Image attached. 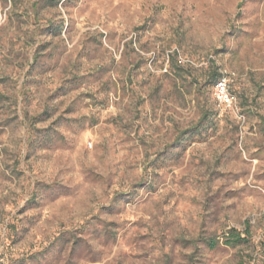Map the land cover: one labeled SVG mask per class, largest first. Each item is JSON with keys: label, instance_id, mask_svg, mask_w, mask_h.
I'll return each mask as SVG.
<instances>
[{"label": "rangeland", "instance_id": "rangeland-1", "mask_svg": "<svg viewBox=\"0 0 264 264\" xmlns=\"http://www.w3.org/2000/svg\"><path fill=\"white\" fill-rule=\"evenodd\" d=\"M0 264H264V0H0Z\"/></svg>", "mask_w": 264, "mask_h": 264}, {"label": "built area", "instance_id": "built-area-1", "mask_svg": "<svg viewBox=\"0 0 264 264\" xmlns=\"http://www.w3.org/2000/svg\"><path fill=\"white\" fill-rule=\"evenodd\" d=\"M212 95L219 105L236 109L237 103L235 96L229 90V78L221 76L212 86Z\"/></svg>", "mask_w": 264, "mask_h": 264}, {"label": "trees", "instance_id": "trees-1", "mask_svg": "<svg viewBox=\"0 0 264 264\" xmlns=\"http://www.w3.org/2000/svg\"><path fill=\"white\" fill-rule=\"evenodd\" d=\"M211 76L213 78L212 81V86L213 84L221 77L223 76L222 73H219L216 69V67L214 66V64H211ZM244 239V237L241 235V233H239L238 231H236L234 228H231L229 231V234L227 235V237L222 241L223 244L225 245H235L238 244L239 242H241ZM217 241L211 240L209 241V244L211 247H214L216 245Z\"/></svg>", "mask_w": 264, "mask_h": 264}]
</instances>
